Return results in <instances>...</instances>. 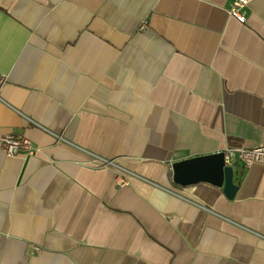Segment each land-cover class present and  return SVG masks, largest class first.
<instances>
[{"label": "crops", "instance_id": "crops-1", "mask_svg": "<svg viewBox=\"0 0 264 264\" xmlns=\"http://www.w3.org/2000/svg\"><path fill=\"white\" fill-rule=\"evenodd\" d=\"M231 1L0 0V138L39 149L0 144V264H264L263 164L172 180L264 146V0Z\"/></svg>", "mask_w": 264, "mask_h": 264}, {"label": "built area", "instance_id": "built-area-1", "mask_svg": "<svg viewBox=\"0 0 264 264\" xmlns=\"http://www.w3.org/2000/svg\"><path fill=\"white\" fill-rule=\"evenodd\" d=\"M254 0H232L227 12L230 16L236 18L240 22H245L247 17V6ZM0 144L3 153L8 158H29L34 156L39 149L36 148L30 139L23 135L7 133L0 138ZM225 166L235 168L237 164L243 167H250L253 164L264 165V146H256L253 148L243 147H227L223 151ZM113 162H102V165H112ZM118 187H124L128 184L126 178L117 175L115 178ZM38 251V249H37Z\"/></svg>", "mask_w": 264, "mask_h": 264}, {"label": "water", "instance_id": "water-1", "mask_svg": "<svg viewBox=\"0 0 264 264\" xmlns=\"http://www.w3.org/2000/svg\"><path fill=\"white\" fill-rule=\"evenodd\" d=\"M233 168L225 166L223 152L195 157L172 165V180L176 185L189 186L200 182L222 188L224 196L233 199L237 186Z\"/></svg>", "mask_w": 264, "mask_h": 264}]
</instances>
